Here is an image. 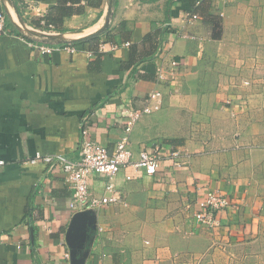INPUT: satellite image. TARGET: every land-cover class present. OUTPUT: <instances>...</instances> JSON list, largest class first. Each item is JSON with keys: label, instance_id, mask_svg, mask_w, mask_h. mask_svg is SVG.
<instances>
[{"label": "crops", "instance_id": "obj_1", "mask_svg": "<svg viewBox=\"0 0 264 264\" xmlns=\"http://www.w3.org/2000/svg\"><path fill=\"white\" fill-rule=\"evenodd\" d=\"M13 1L34 28L58 4ZM10 9L0 38V264H264V0H117L109 40L129 46L99 52L108 37L101 33L97 42H67L74 53L52 54L39 51L46 41L22 32ZM107 10L108 0L87 6L64 19L65 31L92 33ZM187 11L200 18L188 23ZM161 49L179 64L158 85ZM154 87L163 105L135 125L131 150L137 160L158 147L159 170L121 169L115 181L125 203L87 209L70 239L85 210L71 209L63 173L26 160L38 151L78 156L83 125L112 151L124 105H144ZM172 151L182 167L173 166ZM105 182L92 177V193L100 196ZM209 189L231 201L213 229L194 217Z\"/></svg>", "mask_w": 264, "mask_h": 264}, {"label": "built area", "instance_id": "obj_2", "mask_svg": "<svg viewBox=\"0 0 264 264\" xmlns=\"http://www.w3.org/2000/svg\"><path fill=\"white\" fill-rule=\"evenodd\" d=\"M200 1V0H199ZM202 1V0H201ZM186 20L192 23L199 19L198 13L187 11ZM43 17V16H42ZM7 26V15L4 9H0V38L4 35ZM45 33H57L54 25L42 19L40 27L37 28ZM182 36H191L187 33H181ZM130 42L124 43L100 40L97 46L99 52L116 51L122 46H129ZM39 51L43 54H52L55 50H66L74 53L76 48L71 43H53L40 42L37 44ZM93 54L92 51L89 52ZM155 76L158 85L169 82L167 76L169 72H174L178 68V61L171 57L170 53L159 50ZM164 93L154 87L148 92L144 105L136 107L131 101H128L122 110L126 116L125 129L115 148L109 151L108 148L99 141L92 139L85 125L82 126L81 138L79 143L78 156H70L65 153H42L36 152L26 163L44 162L48 164L50 171H59L63 173L66 182L72 189L70 207L72 210H87L102 205L108 206L115 203H125L123 194L116 184V176L121 169L133 167L140 170L145 175H154L161 166L162 154L158 147L154 152L142 149L139 153V159H132L131 150V132L138 121L146 114L159 110L163 105ZM171 160L174 167H182L184 161L179 151L171 152ZM3 161H1V164ZM104 176L103 193L97 196L91 191V178ZM131 179V175H127ZM198 209L194 213L196 221L205 227L216 228L219 225V213L231 206L229 197L219 189H209L204 192L201 198L197 200ZM68 255V254H67Z\"/></svg>", "mask_w": 264, "mask_h": 264}, {"label": "trees", "instance_id": "obj_3", "mask_svg": "<svg viewBox=\"0 0 264 264\" xmlns=\"http://www.w3.org/2000/svg\"><path fill=\"white\" fill-rule=\"evenodd\" d=\"M193 2V4L196 3V0H191ZM103 0H58V4L53 7L49 12H47L46 15H44L43 17H41L40 19L34 21V23L37 26H40V22L42 19H45L47 22L51 23L54 25L55 29L58 31H65V27H64V19L66 17H71L75 14H80V13H84L87 10V6H94V7H99L102 4ZM117 4V0H113V7H115ZM113 16V13H112ZM109 30L107 29L106 31H104L102 34L106 35L107 41H110L109 39H111V37H109L108 32ZM162 31L157 30L156 32L153 33H148L145 37H144V41H151L153 38H155L156 36H160L162 35ZM216 36H219V34H215ZM102 35H96V36H92L86 40L88 41H99ZM35 37V36H33ZM32 37V38H33ZM37 37H35L34 39H36ZM86 40H79V42L82 41H86ZM44 41L46 42H54L56 41L55 39H44ZM76 42V41H75ZM78 42V41H77ZM158 43L156 42L155 44H153V49L149 52V55L153 54L150 58L152 59L154 56V53L157 52L158 50ZM133 56V54H132ZM131 56V57H132ZM149 58V59H150ZM130 62L133 63V60L130 59Z\"/></svg>", "mask_w": 264, "mask_h": 264}, {"label": "water", "instance_id": "obj_4", "mask_svg": "<svg viewBox=\"0 0 264 264\" xmlns=\"http://www.w3.org/2000/svg\"><path fill=\"white\" fill-rule=\"evenodd\" d=\"M2 2L4 3L5 10L7 11V13L9 14L12 13V10L10 9V7L15 11V13L17 14V18H18V28L22 32L26 34H31L39 39H42L43 41L44 39H48V38L55 39L56 41L54 42H57V43L58 42H61V43L62 42H75L79 40L88 39L92 36L100 35L101 33H103L109 28L111 18H112V13H113V0H108V10H107L106 19H105L103 26L92 33H89L87 35L77 38V37H72L71 34H69L66 31H61L57 33H45L43 31L38 30L37 28L29 26L25 22V20L21 18L19 10L13 0H2ZM88 213L89 212L85 210V211L77 212L75 214L73 221L71 223V226H70V231H69L70 239L73 237L74 231L76 232L78 231L81 222L83 221V219L85 220V218H87Z\"/></svg>", "mask_w": 264, "mask_h": 264}]
</instances>
